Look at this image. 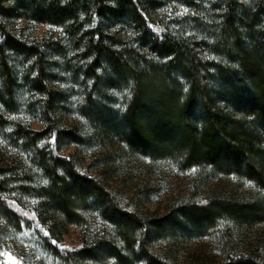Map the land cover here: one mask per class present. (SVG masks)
Returning a JSON list of instances; mask_svg holds the SVG:
<instances>
[{
    "label": "trees",
    "instance_id": "16d2710c",
    "mask_svg": "<svg viewBox=\"0 0 264 264\" xmlns=\"http://www.w3.org/2000/svg\"><path fill=\"white\" fill-rule=\"evenodd\" d=\"M177 1L191 14L160 15L166 0H0V109L13 104L19 82H24L41 98L38 108L46 125L35 131L0 110V131L13 126L11 138L32 150L44 179L32 187V175L17 169L19 163L0 161V209L17 220L2 198L9 185L24 197H36L33 212L50 224L51 238L58 240L69 226L87 223L85 213L96 207L104 230L110 227L115 236L93 246L85 241L67 254L50 243L54 255L69 264H105L112 258L130 264L132 257L144 264L172 263L152 250L167 224L124 208L109 190L108 178L81 169L75 153L57 155V150L81 142V135L55 119L66 92L50 84L51 56L65 72L74 68V75L84 73L106 90L129 92L122 117L103 116L96 135L121 138L143 157L172 160L181 170L206 166L263 193L254 202L184 204L180 232L185 237L201 236L219 219L239 232L264 223V0ZM20 22L56 26L63 37L29 44L15 34ZM49 138L55 141L51 155L38 148L39 141ZM256 246L233 251L221 264H264V241Z\"/></svg>",
    "mask_w": 264,
    "mask_h": 264
},
{
    "label": "rangeland",
    "instance_id": "374dc122",
    "mask_svg": "<svg viewBox=\"0 0 264 264\" xmlns=\"http://www.w3.org/2000/svg\"><path fill=\"white\" fill-rule=\"evenodd\" d=\"M190 12L188 6L177 0H166L159 9L160 15L166 13L170 19L174 15ZM18 27L16 36L32 45L46 44L63 37L62 30L56 26L20 22ZM57 61L53 56L49 59L48 72L53 77L50 84L58 91L66 92V98L61 113L55 119L62 128L73 129L81 135V142L73 143L68 149L57 150V155L69 157L75 153L74 160L83 164L78 165L81 169L88 168L90 175L108 178L109 190L118 197L124 208L138 211L143 216L152 215L163 221V225L167 224L165 235L153 242V251L172 264H221L233 251H253L258 242L264 241V223L239 232L226 219L217 220L214 227L201 236L185 237L180 232L184 226L181 217L184 204L215 199L254 202L263 198V193L250 184L216 174L206 166L181 170L172 160L155 162L143 157L130 150L121 138H102L103 134L96 135L103 127V116L114 113L118 119L122 117L128 106L129 92L106 90L102 82L97 86L92 78H85L84 73L74 75V68L67 69L71 72L63 71L61 63L56 64ZM75 65L80 67L83 63L76 62ZM23 78L24 75L20 81ZM27 88L24 82H19L13 104L0 110L9 119L20 120L32 130L41 131L46 126L38 108L41 98ZM90 93L95 94L92 96L95 105H90ZM86 111L89 115L93 112V115L88 117ZM13 131L11 124L0 131V161L19 163L17 169L32 175V187L42 184L43 174L38 169L34 153L22 141L17 144L15 138H11ZM54 144L53 138L43 139L38 142V148L51 155ZM60 147H64V144ZM3 193L7 209L12 211L11 214L17 220L7 217V213L0 209V264H69L54 255L50 243L52 247L67 254L80 250L85 241L93 246L97 240H103L104 237L112 239L115 236L110 227L104 230V219L97 208L92 206L85 213L87 223L71 225L60 239H53L49 232L50 224L41 223L32 210L36 197H24L14 191L12 185ZM172 221L176 224L169 228ZM122 253L128 255L125 250ZM128 261L130 264H144L136 257ZM74 264L104 262L89 260ZM105 264L117 262L112 258Z\"/></svg>",
    "mask_w": 264,
    "mask_h": 264
}]
</instances>
